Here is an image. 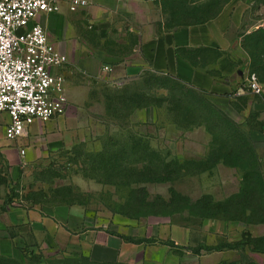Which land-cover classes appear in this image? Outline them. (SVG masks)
<instances>
[{"label":"rangeland","instance_id":"obj_1","mask_svg":"<svg viewBox=\"0 0 264 264\" xmlns=\"http://www.w3.org/2000/svg\"><path fill=\"white\" fill-rule=\"evenodd\" d=\"M256 15L264 20V10ZM90 41L95 46L118 51L117 38L102 44L98 37L92 36ZM165 79L145 72L125 81L121 88L116 84L96 87L81 112L68 107L64 117L79 115L77 120L82 125L78 141L71 148L40 144L41 151L35 152L34 146L23 141L25 136L20 141H8L7 151L18 143L22 148L18 147L15 162L0 151L2 209L80 204L101 218L108 232L118 233L121 226L137 223L168 222L192 227V249L227 241L219 222L200 224L213 212L223 211L217 203L239 192L243 177L253 174V170L245 167L254 158L231 153L219 134L212 138L197 126L179 128L176 120L183 123L191 119L175 112L173 102L169 103L181 91L174 81ZM145 96L155 110L133 113L134 104L137 106ZM231 101L235 117L226 115L244 134L258 159L256 148L264 145V96L247 93ZM211 147L216 151L214 158L225 159L210 158ZM251 176L249 181L254 178ZM239 232L234 230L232 235L237 237ZM22 241L19 243L27 246L24 250L28 253L40 251L29 247L28 238ZM172 248L176 255L175 258L169 255L170 262L203 264L204 250L196 255L189 249ZM225 258L231 262L254 260L264 264V255L241 251H233ZM30 261L0 257V264H30Z\"/></svg>","mask_w":264,"mask_h":264},{"label":"crops","instance_id":"obj_2","mask_svg":"<svg viewBox=\"0 0 264 264\" xmlns=\"http://www.w3.org/2000/svg\"><path fill=\"white\" fill-rule=\"evenodd\" d=\"M219 2L223 1L95 0L89 8L76 13L63 4L60 13L40 16L39 22L56 49L69 59L67 65L51 68L53 75L65 79L68 107L81 112L96 87L116 84L121 88L125 81L151 72L210 94L208 100L234 118L236 109L231 99L248 92L243 87L231 96L232 86L215 83L209 74L195 69L184 55L211 49L220 55L217 63L231 55L241 56L245 37L264 30V20L255 16L264 10V4L258 0H230L223 2L221 12L214 18V6ZM175 7H184L203 19L210 14L212 17L205 19V23L185 26L175 18ZM92 36L98 37L102 44L117 38L118 51L93 45ZM78 117L60 116L46 124L36 122L27 129L23 141L34 146L35 152L41 151L40 144L71 148L81 132ZM8 123V115H0V151L15 162V154L22 146L18 143L7 151ZM256 154L264 178V145L256 148ZM212 221L222 225L221 233L227 240L224 242L241 241L245 232L255 238L264 237L263 224L206 219L200 225H213ZM105 225L80 204H44L31 210L0 206V257L23 260L17 244L28 238L29 247L40 250L45 257L84 255L100 263L179 264L170 262L176 254L169 245L186 250L194 238L192 227L182 224L149 221L121 226L118 233L108 232ZM234 230L240 231L237 237L232 235ZM151 239L158 243L145 242ZM230 254L228 250L213 252L201 260L204 259L203 264H221Z\"/></svg>","mask_w":264,"mask_h":264},{"label":"trees","instance_id":"obj_3","mask_svg":"<svg viewBox=\"0 0 264 264\" xmlns=\"http://www.w3.org/2000/svg\"><path fill=\"white\" fill-rule=\"evenodd\" d=\"M222 1L225 3L229 2L230 0ZM223 2H219L214 6V18L217 17L221 12L224 6ZM258 2L264 4V0H258ZM174 9L177 11V17L175 16V18H179L183 23L182 25L185 26L202 24L205 23V19H211L212 17L211 14L204 17V19L197 17V13L190 14L184 7L183 9L180 7H175ZM242 50L244 53L241 56L231 55L230 58L221 60L220 63L216 62L220 58V55L217 51L211 49H199L193 53H190L189 55L184 56L195 69H200L209 74L214 79L215 83L232 86L233 90L230 95L234 96L239 93L240 88H243V78L241 77L240 73L246 72L249 74H254L257 77L258 82L264 87V30L261 29L252 33L251 35L246 36L242 43ZM151 74L157 75L154 73ZM166 78L167 79L165 80L167 81H174V83L177 84V87L179 86L181 91L180 94L178 92V95H176L177 97L174 95L172 97L174 99H172L169 103L173 102L171 105L175 108V112L181 116H184L188 120L191 119V121L188 122L183 120V123L176 120V125L179 128L187 129L190 126H197L198 128L204 129V131L212 136V138L219 134L220 136H223L225 147L231 153L236 155H248L249 157L254 158V162L250 166L247 165L248 167H245L249 170H253V174L252 176L245 175L243 177V185L239 192L233 196H230V198L226 199L225 201L217 203V207L223 211L217 213L213 212L205 218L220 221L243 222L248 224H263L264 226V178L259 170V159H257V157L252 152L248 141L244 139V134L238 130L237 125L223 111H221L208 100L207 96L210 94L201 90H197L193 87H189L188 85L174 78ZM245 90L247 91V89ZM206 107H208V109H204ZM155 108L156 107L151 102L149 97L145 96V98L139 100L137 106L134 104L132 112L135 113L147 109L155 110ZM214 156H216V151H214V147H211L209 157L216 159ZM221 158L216 160L218 161L225 159L223 157ZM216 160L215 163H217ZM250 176L254 177L251 181H249ZM250 182H254L255 184L253 185ZM145 242L148 244L158 243V241L155 239L147 240ZM20 244H17V248L22 252L26 261L31 260L30 264H117L95 262L91 260L90 257L84 255H54L45 257L40 251L38 253H28L26 250H24L27 246L23 247ZM169 246L176 247L175 245ZM187 249L193 251V253L196 255H200L202 253L201 250H204V254L228 250L231 252L241 251L256 255H264V237L255 238L250 233L245 232L243 234L242 240L239 242H222L215 246H203L200 249H192L189 247ZM221 264L259 263L254 260H251L248 263H242L240 260L236 262L225 260Z\"/></svg>","mask_w":264,"mask_h":264},{"label":"built area","instance_id":"obj_4","mask_svg":"<svg viewBox=\"0 0 264 264\" xmlns=\"http://www.w3.org/2000/svg\"><path fill=\"white\" fill-rule=\"evenodd\" d=\"M94 1L0 0V115L9 117V141L23 137L36 122L65 116L68 109L65 79L53 75L51 68L63 67L69 59L56 49L40 16L60 13L63 4L76 13ZM241 77L248 93L263 95L264 87L254 74L244 72Z\"/></svg>","mask_w":264,"mask_h":264},{"label":"water","instance_id":"obj_5","mask_svg":"<svg viewBox=\"0 0 264 264\" xmlns=\"http://www.w3.org/2000/svg\"><path fill=\"white\" fill-rule=\"evenodd\" d=\"M240 75H241V73H240Z\"/></svg>","mask_w":264,"mask_h":264}]
</instances>
